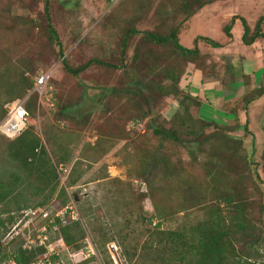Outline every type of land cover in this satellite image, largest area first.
Returning a JSON list of instances; mask_svg holds the SVG:
<instances>
[{
	"label": "trees",
	"instance_id": "trees-1",
	"mask_svg": "<svg viewBox=\"0 0 264 264\" xmlns=\"http://www.w3.org/2000/svg\"><path fill=\"white\" fill-rule=\"evenodd\" d=\"M44 1L48 39L52 43L57 40V35L50 25L47 0ZM214 1L217 0H172L178 14L183 16L178 24L168 25L169 14H166L168 19H164V24L167 25L163 30L138 32L131 28L124 32L119 61L123 62L130 38L139 37L129 66L133 72L142 68V73L133 75L132 79L125 77V85L99 87L102 98L100 112L106 122L102 121L99 130H96L95 142L92 145L84 144V147L92 150L95 157H98V153L105 154L108 149L106 146L112 145V141H125L124 149L132 147L134 158L139 164L135 176L145 182L148 188L145 194H140V198L153 202L154 218L159 222L144 231L145 234H142L139 241H130L129 235L121 230L114 233L111 225L94 230L91 219H87L89 232L82 223V219L88 216H83L82 213L79 214V220L65 225L59 218H55L49 224L48 230L57 228V237L62 239L66 247L74 250L71 257L75 263H88L94 258V252L90 248L85 257L80 250L88 231L102 235L100 242L104 249L108 243H117L118 258L123 264H264L259 261L264 257V236L260 234L261 228L258 226V223H264V205L257 208L258 216L254 217V208L249 207V200L245 195L248 184H254L250 162L243 156V142L251 132L249 120L246 119L243 135L237 136L236 133L241 127L240 117L247 115L251 103L262 99L264 105V73L259 86L248 90L237 104L224 105V110L234 117V123L230 126H221L202 119L199 116L201 101L192 97L188 91L182 90L179 85L190 65L203 74L215 71L216 65L209 56L201 54L196 46L193 49L183 47L178 38L183 25L202 7ZM232 23L233 19L225 27L228 35ZM241 23L244 45L250 46L256 41H261L264 45V15L257 20L253 29L248 27L245 20L241 19ZM198 40L212 48L221 47L203 37L196 38L195 43ZM62 64L74 76L86 71L92 64L105 70L116 68L114 64L99 59L88 60L74 70L65 60ZM218 80L228 89L234 83L233 74ZM242 80L245 86L250 84L249 77L242 76ZM19 82L13 99H8L0 107V122L6 116L7 106L19 103L33 89L34 83L30 78L22 76ZM36 95L35 92L27 95L24 104L29 115L28 120L35 109ZM170 98L177 103L178 109L169 121H165L157 116L158 105ZM68 109L67 106H62L58 116L68 113ZM115 109H119L120 118L124 119L120 128L110 126L111 121L120 122L113 113ZM64 117L70 121L75 120L74 115L67 114ZM136 119L145 121L143 127L144 134L147 135H137L136 140H133L129 138L124 125ZM6 149L15 167L0 173V231L3 236L16 221L11 215L12 211L44 207L55 194L60 205L65 206L68 202L66 189L74 187L79 180V176L73 173L65 186L59 188L58 168L66 163L65 156L58 154L57 161H52L41 140L28 128L12 140ZM178 152H185L190 162L203 170L204 180H198L190 172L191 167L183 165L181 161H173V156ZM261 160V181L264 183V149ZM256 177L259 179L258 175ZM156 178L165 180L166 187L155 190L152 182ZM162 192L168 198L175 196L178 199L174 212L173 206L170 210H163L162 204L156 202L155 196L158 198ZM29 196H41L42 199L36 206L29 207ZM197 208L205 211V217L198 223L183 225L175 230L160 228V222L168 218V213L188 215ZM148 223L152 225V219H148ZM113 234H117V237ZM86 243L89 247L87 240ZM22 245V241L14 245L15 250L10 255V260L15 264L36 263L46 251L42 247L27 250ZM57 257H51L52 264H59ZM105 258L107 264H114L110 255Z\"/></svg>",
	"mask_w": 264,
	"mask_h": 264
},
{
	"label": "rangeland",
	"instance_id": "rangeland-1",
	"mask_svg": "<svg viewBox=\"0 0 264 264\" xmlns=\"http://www.w3.org/2000/svg\"><path fill=\"white\" fill-rule=\"evenodd\" d=\"M171 1L122 0L111 8L105 0H47L50 25L57 35V40L51 43L48 39L44 0H0V107L4 106L8 99H13L22 76L30 78L35 83L40 74H47L46 93L40 98L35 92L36 105L30 114V119H27V128L41 140L52 161H57L58 154L64 156L68 154V146H71V143L74 151L78 149L77 152L75 151L78 160L73 165L71 163V169L75 168V170L70 169L69 173L60 172L59 188L65 186L67 179L73 173L79 176L76 185L66 189L68 202L65 206L60 205L55 194L44 207L31 209L32 212L42 210L47 213L46 218H43L42 214L35 217L28 214L27 211L30 209L11 212L16 220L15 223L5 236L1 235L2 231H0V264H11L10 255L18 242L22 241L24 244L28 236L35 241L41 234L45 235L50 243L56 245L59 264H107L105 256L110 255L113 259L110 252L112 248L117 255L119 254L117 243H108L104 249L100 242L102 235L89 233L87 219H91L94 230L111 225L114 233L121 230L129 235L130 241H139L142 234H145L144 231L159 222L154 218L153 202L150 199L140 198V194H145L148 188L145 182L135 176L139 164L134 158L133 148L124 149L125 141H112V145L106 146L108 149L105 154L98 153V157H95L92 150L84 147V143L92 141L102 121L106 122L100 112L101 100H98L99 104L96 100L99 87L125 85V77L132 79L133 75L142 73V68L133 72L129 66L139 37L130 38L122 58L123 62L119 61L120 43L124 32L131 28L138 32L163 30L167 25L164 24V19H168L166 14H169L168 25L178 24L183 16L178 14ZM228 24L229 21L225 16L217 14L214 20L211 19V23L204 25L206 33H209L208 39L219 45L224 44L229 35L223 33L221 29ZM193 33L188 31L187 36L192 37ZM189 41L190 39L188 42L182 39V45ZM91 59L112 63L116 68L105 70L92 64L86 71L74 76L67 72L62 64L65 60L74 70ZM259 80L260 78H255L254 84L260 82ZM251 88L255 87L248 85L247 91ZM32 90L27 95L33 94ZM219 91L220 89L217 88L216 95ZM223 91L227 92V97H231V101H239L245 93L243 89ZM262 103L263 100L249 113L251 132L243 142V156H246L250 162L254 183L248 184V192L245 195L249 200V207L254 208V217L258 216L257 208L261 204L264 205V183L261 181L263 179L261 155L264 149ZM62 106H67L70 110L58 116ZM177 109V103L172 98L166 99L158 105L157 116L169 121ZM118 110L115 109L113 113L120 122L111 121V127L120 128L122 121L124 122ZM67 114L74 115L75 120L65 119L64 116ZM135 122L142 125L137 127ZM131 123L134 125L130 126ZM124 126L129 138L133 140H136L137 135H147L144 134L145 121L136 119ZM242 132H244L243 128L239 133ZM10 142L0 135V173L15 167L6 149ZM109 159L111 161H108ZM173 161H181L183 165L191 167L190 172L198 180H204L203 170L198 165H193L185 152L176 153ZM152 187H155V190L166 187V182L156 178L152 182ZM74 195L79 198L78 204L74 202ZM155 198L158 204H162L163 210H170L171 206L173 212L177 209L178 199L175 196L168 198L165 192H162L158 198L156 196ZM41 199V196H29L27 205L36 206ZM66 206L75 208L78 220L81 213L83 216H88L82 219V223L86 225L85 229L89 232L85 234L86 239L82 244L83 248L80 249L84 252V257L90 252L89 248L94 252L93 260L88 263H75L71 257L74 250L65 245L59 246L60 238L55 234L57 228L48 230L56 214L62 212ZM69 212L60 218L63 225L72 221ZM168 214V218L160 222V228L163 230H175L183 225L196 224L205 217V211L198 208L191 210L188 215L177 212L173 215ZM148 219H152V225H149ZM126 226L128 227L125 228ZM258 226L261 228L260 234L264 236V223H258ZM113 236L117 237V234ZM86 240L89 242V247ZM119 261L123 264L121 260ZM259 261L264 263V257ZM113 262L116 264L114 259Z\"/></svg>",
	"mask_w": 264,
	"mask_h": 264
},
{
	"label": "crops",
	"instance_id": "crops-1",
	"mask_svg": "<svg viewBox=\"0 0 264 264\" xmlns=\"http://www.w3.org/2000/svg\"><path fill=\"white\" fill-rule=\"evenodd\" d=\"M217 14H222L229 22L233 19V24L230 25L229 36L225 43L220 44L221 47L219 48H212L201 40H198L197 43H195V39L198 37L209 38V33H206L204 25L211 23V19L214 20ZM263 15L264 0H217L206 4L183 25L178 36L179 43L182 45V39H185L187 42L188 39H190L189 43L182 46L187 49H193L196 46L201 54L209 56L216 65L214 68L215 71H213V73L208 72V74H203L192 65L188 66L186 74L179 84L182 90L188 91L192 97L198 98L201 101L202 106L200 108L199 116L205 121H213L221 126L232 125L234 123V117L227 113L226 109L224 110L223 107L224 105L229 104L235 105L241 100L231 101V97H227V92L223 91L224 89H228V87L221 84L218 78L233 74L234 83L233 86L228 89L230 91L243 89L245 93L247 92V86L244 85L242 76L249 77L250 87L259 86L260 82H255L254 84V79H261L262 74L264 73V45L261 41H256L250 46H246L242 43V35L244 31L241 19L246 21L250 29H253L257 20ZM210 25L211 24H209V26ZM210 28L212 32V27ZM262 29L264 30V24ZM188 31L194 32L192 37L187 36ZM221 31L226 33L225 25ZM217 88L220 89L218 95H216ZM96 100H102L100 92L96 96ZM261 102L262 100L259 99L251 103L248 108V115H242L240 117L241 127L236 132L237 136L243 135V133L239 132L241 131V128L244 127L246 119L249 120L251 117L249 113H251L254 108H257V105ZM96 139L97 137L94 136L92 141L89 140V142H85L84 144L89 143L92 145ZM72 144L73 143L70 144L71 146H68L69 153L67 150L68 154H65L66 163L58 168L59 176L61 174L60 172L69 173L74 162L78 160V154L76 155L75 153L78 149L74 151V149H72ZM70 150H73L74 152ZM108 161H111V159Z\"/></svg>",
	"mask_w": 264,
	"mask_h": 264
},
{
	"label": "built area",
	"instance_id": "built-area-1",
	"mask_svg": "<svg viewBox=\"0 0 264 264\" xmlns=\"http://www.w3.org/2000/svg\"><path fill=\"white\" fill-rule=\"evenodd\" d=\"M110 7L116 6L121 0H105ZM48 82V75L47 74H40L34 83V88L32 92H36L40 98L41 95L46 93V86ZM28 96L24 98L17 104H11L6 108V116L0 122V135L3 136L5 139L12 141L19 137L27 128V119L29 118L28 112L24 108V104L27 100ZM134 124L131 123L130 126ZM137 127H140L142 124L135 122ZM62 171V170H61ZM74 209V210H73ZM68 211L69 216L72 221L78 220V213L76 212L75 208L72 206H66L62 212H58L56 214V218H62L64 214ZM28 214H32L35 216H40L42 214L43 218L47 217V213L40 210L39 212L34 211L32 212L31 209L27 211ZM60 247H64L62 239L58 241ZM24 249L27 250H36L39 247L45 249V253L43 257L36 263L33 264H52L51 257L58 256V251L55 249L56 245L52 244L48 241V238L45 235H39L37 239L34 241L31 236L25 239L24 244L22 245ZM91 251V249H90ZM11 264H15L11 262Z\"/></svg>",
	"mask_w": 264,
	"mask_h": 264
},
{
	"label": "water",
	"instance_id": "water-1",
	"mask_svg": "<svg viewBox=\"0 0 264 264\" xmlns=\"http://www.w3.org/2000/svg\"><path fill=\"white\" fill-rule=\"evenodd\" d=\"M85 196V195H84ZM74 202H75V204H78L79 203V198H78V196L77 195H74ZM115 250H113V248H112V250L110 251L111 252V254H112V256H113V259L115 260V263L116 264H121L120 263V261H119V259H118V255L116 254V252H114Z\"/></svg>",
	"mask_w": 264,
	"mask_h": 264
}]
</instances>
